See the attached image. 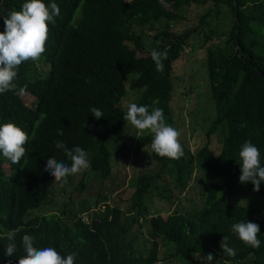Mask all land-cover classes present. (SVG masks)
<instances>
[{"label": "trees", "instance_id": "1", "mask_svg": "<svg viewBox=\"0 0 264 264\" xmlns=\"http://www.w3.org/2000/svg\"><path fill=\"white\" fill-rule=\"evenodd\" d=\"M206 1L43 0L60 9L48 22L45 51L39 60L22 62L16 69V88L0 94V125L11 122L28 134L20 163L13 164L0 153V264H18L25 254L21 245L25 234L34 237L37 248L54 247L64 257L75 253L74 264H264V182L259 191L250 181L239 182V151L244 142L257 146L264 166V0H212L215 17L223 4L231 19V26L217 37L208 19L210 12L202 13L198 24L182 32L171 29L186 6ZM25 2L0 0V32L4 18L21 10ZM145 29L154 31L149 46ZM193 35L204 37L206 74L216 112L204 133V144L192 152L180 142L184 155L172 160L152 151L153 135L146 130L137 135L138 145H145L144 156L157 162V170L130 178L128 185L134 191L127 199V210L110 206L100 193L93 206L79 199L87 179L101 185L112 174L110 141L129 123L123 119L127 110L122 105L127 87L138 92L133 103L148 106L149 111L163 109L165 123L174 127L173 63ZM153 48L167 51L163 72L156 71ZM133 73L126 86L125 77ZM24 95L32 101L27 103ZM91 107L100 109L103 117H93ZM219 125H225L226 132L214 152L210 137ZM61 129L63 135L58 136ZM137 131L134 128L122 137L132 139ZM56 141L68 148L81 147L90 163L75 180L72 175L67 178L74 188L65 192L66 201L53 197V189L64 182L44 171L52 157L70 164L64 151L55 148ZM196 171L204 180L202 206L191 212L156 213L148 221L147 255L136 254L126 234L133 224L147 223V196L154 194L162 201L176 198L175 190L187 188ZM165 174L172 178L170 187L158 183L165 181ZM84 211L92 216L89 222L76 217ZM242 220L259 225L258 249L232 232V225ZM10 231L16 232L13 257L4 254ZM224 236L236 252L234 257L220 247ZM164 243L168 254L160 253Z\"/></svg>", "mask_w": 264, "mask_h": 264}, {"label": "clouds", "instance_id": "2", "mask_svg": "<svg viewBox=\"0 0 264 264\" xmlns=\"http://www.w3.org/2000/svg\"><path fill=\"white\" fill-rule=\"evenodd\" d=\"M59 14L60 9L56 3L46 5L43 0H27L21 10L11 11L4 18L5 28L3 32H0V94L16 88L14 83L17 77L16 69L22 62L39 60L45 51L48 22ZM167 55V51L152 49L151 58L155 63L156 71H164L163 61L167 59ZM90 111L97 120L103 117V112L96 107H91ZM123 119L134 126L138 132L150 131L153 135L151 149L158 156L176 160L184 155L179 142L180 132L165 123L163 109L156 107L149 111L148 106L131 103ZM57 135H63V130H57ZM27 142L28 134L16 124L9 122L0 125V153L11 163H20L25 155L24 145ZM55 148L62 149L70 161L68 164L57 161L55 157L46 161L44 171L49 172L55 181L67 183L69 176L90 167L88 154L81 147L68 148L62 141H56ZM239 158L241 172L239 182L243 184L250 181L254 185V191H259L261 183L264 182V166H261L259 149L251 141H246L241 145ZM178 201L183 202L181 197ZM173 212L175 209L166 213ZM81 214H76V217L80 216L83 222L90 221L89 213H87L89 220H85ZM155 215V213L148 214L144 219L150 221ZM2 230L4 233L7 232L5 229ZM231 230L244 244L257 249L260 247L261 242L257 238L260 227L257 223L242 220L234 223ZM15 236V231H10L7 235L9 243L5 246L4 252L7 257H13L17 251ZM227 240L228 238L224 236L220 247L223 253L234 257L236 252L228 246ZM21 245L25 254L18 258V264H74L75 253L64 257L54 247L37 248L34 246V237L31 235H23ZM208 259H213V256L208 254Z\"/></svg>", "mask_w": 264, "mask_h": 264}, {"label": "rangeland", "instance_id": "3", "mask_svg": "<svg viewBox=\"0 0 264 264\" xmlns=\"http://www.w3.org/2000/svg\"><path fill=\"white\" fill-rule=\"evenodd\" d=\"M214 9L217 8L213 7L212 0L206 1L201 6L196 4L186 6L180 12L183 16L182 19L173 22L171 29L176 32H182L183 30L198 24L199 16L202 13L210 12L208 19L213 22L211 24L214 32L213 36L217 37L221 30L226 31L228 29L231 19L229 18V15H226L228 8H226L225 5H220L218 18L217 15L215 17L216 12H214ZM224 24H226V26L223 27ZM153 33L154 31H149L147 29L144 30V41L147 46H149V42L152 40ZM203 41L204 37L201 35L191 36L188 47L184 49V52L173 63L175 97L171 100L172 120L174 128L180 132L179 142L187 146L192 152H195L204 144V133L216 115L215 104L211 98L207 80L205 65L206 45L203 44ZM133 76L134 73L128 74L125 77L124 83L126 86H128L129 81ZM185 88L188 90L186 94L183 95V92L186 91ZM179 95L180 98L178 99ZM137 96L138 92L133 91L128 87L126 88V94L122 99L124 110H128V105L133 103ZM24 98L27 103L32 101V97L30 96L24 95ZM134 128L135 127L130 123H126L116 135V140L112 139L110 141L112 149L110 156L112 165L111 176L101 185L97 180L87 179V185L84 191L79 194V199H86L87 203L90 202V206H93V200L96 199L97 195L100 193L101 195L106 196L105 202L110 206L117 204L127 210V199L134 191V187L128 185L130 178L142 173H153L157 170L155 165L157 162L148 160L144 156L145 145H138L137 135H141L142 132L137 131L135 137L132 139L124 140L125 138L122 137V135H127L128 132L133 133ZM225 128V125H219L210 137L209 147L214 152L217 150L219 151L220 149L223 136L226 132ZM124 142L125 145L123 144ZM77 175L78 173L71 176L74 178L73 180L76 179L75 177ZM162 177L165 181H158L159 185L166 184L170 187L172 178L167 177L166 174ZM203 183L204 180L201 177V174L196 171L193 173L190 179V185H188L187 188L180 192L178 189L175 190L176 198L169 201H162L158 200L154 194L147 196L149 214L166 213L167 211L172 212L174 209L179 212H182V210L191 212L193 208L199 209L202 206L200 188ZM73 188L74 186L71 182L58 185L53 189L55 194L53 197L55 198L58 195V198L66 201L68 199V193L66 195L65 192L72 191ZM113 188L116 189L114 194L111 193ZM155 190L156 189L153 187V193L156 192ZM179 197L182 198L183 202L178 201ZM102 201L103 199H100L99 203ZM172 203L174 204L172 205ZM97 206H99V204ZM87 213V211H84L81 214L85 220L90 219ZM148 226V221L147 223L143 221L141 225L140 223H135L126 234V239L130 240L135 246L136 254L146 256L151 246V235L148 231ZM167 246L168 244L164 243V245L160 247V253H165L166 250L165 254H168Z\"/></svg>", "mask_w": 264, "mask_h": 264}]
</instances>
